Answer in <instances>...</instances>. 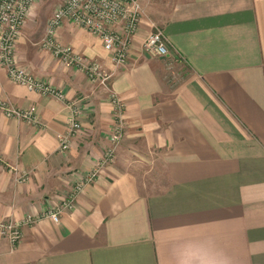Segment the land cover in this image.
<instances>
[{
	"label": "crops",
	"instance_id": "obj_1",
	"mask_svg": "<svg viewBox=\"0 0 264 264\" xmlns=\"http://www.w3.org/2000/svg\"><path fill=\"white\" fill-rule=\"evenodd\" d=\"M139 1L147 16L121 66L70 21L56 33L113 73L125 104L116 145L108 90L84 72L23 56L21 33V64L65 98L14 83L0 64V98L42 123L0 112V219L56 207L114 147L57 222L22 226L16 244L0 236V264H264V0H169L161 14ZM152 22L165 56L142 47ZM70 102L80 128L60 151Z\"/></svg>",
	"mask_w": 264,
	"mask_h": 264
},
{
	"label": "built area",
	"instance_id": "obj_2",
	"mask_svg": "<svg viewBox=\"0 0 264 264\" xmlns=\"http://www.w3.org/2000/svg\"><path fill=\"white\" fill-rule=\"evenodd\" d=\"M40 0H0V64L5 68L8 78L30 91L52 95L60 100L65 98L63 90L54 87L44 79L36 77L17 60L16 47L21 29L32 8ZM142 8L138 0H64L58 4L47 21L44 47L53 57L62 63L85 73L89 81L108 90L109 102L116 117L111 131V141L118 144L123 135V115L125 104L118 93L109 86L113 73L105 69L98 61L88 59L59 40L57 28L64 20L81 27L97 37L104 49L110 54L114 66L127 62L132 45V37L137 33L141 21ZM144 51L155 57L168 54V44L161 29L153 27L142 41ZM67 131L59 137V149L65 151L70 146V137L80 128V111L75 102L69 103ZM0 112L7 117L22 120L34 125H41L33 109L15 107L6 99L0 98ZM114 157V147L109 148L96 166L83 179L75 183L68 196L54 208L47 209L41 215L27 214L18 220L0 219V236L11 244L22 238L21 227L32 225L42 217L57 222L63 209L73 207L74 201L84 188L98 175L104 162ZM25 174L19 180H25Z\"/></svg>",
	"mask_w": 264,
	"mask_h": 264
},
{
	"label": "rangeland",
	"instance_id": "obj_3",
	"mask_svg": "<svg viewBox=\"0 0 264 264\" xmlns=\"http://www.w3.org/2000/svg\"><path fill=\"white\" fill-rule=\"evenodd\" d=\"M63 1L64 0H40L36 4V6L32 8L30 14L28 15L29 17L27 18L24 26L21 29V35L23 34L22 37L24 41H22L21 44L18 45V49L23 52V56H25L24 55L25 50L29 52L30 58L32 57V55L41 54V52L44 53L48 52L49 54L51 53L49 49L44 47V45L42 44V40L45 37L47 21L49 17L52 15L55 7L58 4L62 3ZM146 1H147L146 4H149V7L151 6L154 7L153 11L154 10L158 11L160 14L163 13L167 9L168 4H170L169 0H146ZM139 3L142 8V15H141V20H142V18L146 17L147 15L144 6L141 4L140 1ZM151 26L153 28L157 25L152 22ZM18 49L16 47L17 60L19 64H21L20 62L21 60L18 54Z\"/></svg>",
	"mask_w": 264,
	"mask_h": 264
}]
</instances>
